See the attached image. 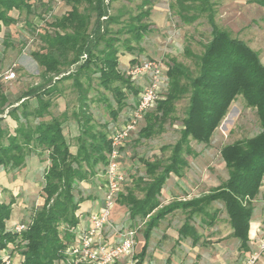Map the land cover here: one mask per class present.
Here are the masks:
<instances>
[{
  "label": "trees",
  "instance_id": "1",
  "mask_svg": "<svg viewBox=\"0 0 264 264\" xmlns=\"http://www.w3.org/2000/svg\"><path fill=\"white\" fill-rule=\"evenodd\" d=\"M65 1L70 10L47 23L45 15L53 10L50 0H0V33L3 28L17 25L13 12L19 16L26 14L24 27L40 40V49L31 52V57L42 69L44 78L43 84L28 88L20 99L36 98V108L30 110L29 102L23 101L9 109L8 115L18 124L15 135L0 129V171L21 172L27 156H38L41 161L48 162L38 193L40 202L28 211L27 219L22 220L28 224L25 232L19 235L7 227L16 201L0 202V253H17L21 259L19 264H58L61 252L74 238V229L80 222L77 212L81 204L90 199L83 183L94 182L99 172L104 173L106 169L111 150L110 137L104 129L107 126L98 128L94 123L87 102L89 90L81 78L84 77L91 86L92 77L96 75L97 86L110 92L117 105L114 108L104 98L116 120L125 108L136 106L140 93V88L126 76V71L121 70L120 54L134 55L151 31L152 0H143L138 12L130 15L117 31L110 26L120 24L121 15L109 14L105 0ZM249 3L264 8V0H249ZM83 5L85 8L81 11ZM171 9H177L183 22L191 23L186 14L191 8L185 6V0H177ZM91 13L95 15L93 23ZM208 22L212 37L202 54L196 55L190 48H185V56L196 61L195 75L184 63L168 58L164 62L165 99L158 101L146 114L144 126L137 133L139 140L160 133L165 122L176 119L177 103L187 100L180 139L166 160L141 158L145 175L133 176L126 193L118 195L117 204L126 209L129 219L145 225V244L137 256L138 264L143 262L152 231L167 216L176 211L187 212L189 216L180 228L179 236L180 239L192 238L193 243H197L200 236L190 220L194 215H203L205 223L213 225L219 210L212 213L209 208L217 203L223 205L232 236L240 241L241 250L250 251L253 202L264 181V64L247 43L221 29L213 13ZM138 62L134 57L131 64ZM73 65L76 66L74 72L54 81L62 74V67ZM68 80L80 95V106L72 112L80 127L79 135L74 138L75 154L70 150L72 143H68L64 135L68 113L44 119L52 99L64 94L62 84ZM238 97L244 99L247 107L256 110L260 131L253 137L221 148L228 178L200 197L186 201L175 199L162 205V190L171 174L181 178L188 167L186 156L194 153L192 141L209 144ZM8 107L9 101L0 91V114H5ZM31 117L35 122L31 123Z\"/></svg>",
  "mask_w": 264,
  "mask_h": 264
},
{
  "label": "rangeland",
  "instance_id": "2",
  "mask_svg": "<svg viewBox=\"0 0 264 264\" xmlns=\"http://www.w3.org/2000/svg\"><path fill=\"white\" fill-rule=\"evenodd\" d=\"M50 1L53 10L50 14L45 15L47 23H49L53 17H61L66 10H70L65 0ZM142 1L143 0H105V5L108 6L111 15H121L120 24H113L110 28L113 31H117L122 27L123 23L128 20L130 15L138 12V6ZM176 2L177 0L153 1L154 16L149 19L151 31L146 34L144 40L138 46L139 49H137L134 54L139 62L145 60H162L165 62L168 58H176L178 61L190 67L195 75L197 71L196 61L185 56V48H190L196 55L202 54L205 45L212 37V29L208 22V17L213 13L215 22L221 29L227 30L233 37L240 38L246 43H249L250 47L257 50L264 63V8L257 4L249 3V0H185V6L191 8L186 14L192 20L191 23H185L177 14V9L175 11L171 9V5L176 4ZM84 8L85 5L81 6L80 10L83 11ZM12 16L17 18V25L8 29L3 28L0 33V73L12 69L16 73V78L10 83L8 82L0 86V90L2 92L7 91L11 99L15 103L21 105L19 102L22 94L28 88L43 84L44 78L41 73L42 69L31 57V52L40 49V40L38 36L32 35L29 30L24 27L26 18L25 13L19 16L17 12H13ZM91 16V23H93L95 21V15L91 13ZM122 37L125 38L126 35ZM131 59V55H126L125 59H123L125 60L124 64L126 63L127 66H129L128 60ZM75 69V65L62 67V74L54 78V81H56L57 78L60 79L74 72ZM81 80L85 88L89 90L87 95L89 112L92 114L94 123H96L98 128L107 126L104 129L110 132L113 127L117 126V122L128 117L130 111L128 108H125L124 111L119 114L118 118L114 120L104 98L108 99L109 103H112L114 108H117V105L110 92L97 86L96 75L92 77L91 86H89L84 77H82ZM165 83H167L166 80ZM62 86L65 91V97H63V100H60L61 106L63 107L64 104L67 105L69 117H71L72 121H77L72 116V112L75 110L77 111L80 106L79 91L73 86L71 80L64 82ZM164 90H166V84ZM187 104V100H182L177 103L174 114L176 119L165 122L162 131L150 139L139 140L137 133L132 136L123 152V166L130 176H133V174L136 176L145 175V166L141 162V158L146 160H166L171 156L173 146L181 137V121L185 116ZM52 112L55 115L60 114L58 108ZM259 131L260 123L256 110L247 107L244 99L238 97L231 105L225 119L215 131L209 144H199L192 141L191 145L194 153L191 156H186L189 165L183 171V174L185 173L186 176H190L191 178L189 185H186V195H190L191 198H194V196L199 193L201 195L206 194L224 182L228 178V173L220 155L221 148L236 141L253 137ZM65 134L68 140L67 129L65 130ZM172 182L173 181H170L168 184H172L173 186L174 182ZM37 191V186L34 192L29 195L19 190L18 198L20 202L19 206H16L14 209L13 215H16L17 212L20 218L22 216V210L20 208L24 204L28 206L26 208L27 214L24 218L27 219L28 211L31 209L32 204H34V206L36 204L34 199L37 198L36 200H39ZM16 192H18V190H16ZM184 197L185 195L181 198ZM161 199L164 204V198L162 197ZM216 209L219 210L216 220L217 225L223 228L227 227L229 225L228 217L223 205L221 203L213 204L209 208V212L213 213ZM124 212L125 210L123 207H117L114 212V217H123L122 215ZM177 216L180 218H176ZM183 216V213L178 212L175 216H171V220L173 221V218L184 220ZM139 223L142 222L139 221L138 224ZM195 223L198 224V221ZM142 228H145V226Z\"/></svg>",
  "mask_w": 264,
  "mask_h": 264
},
{
  "label": "crops",
  "instance_id": "3",
  "mask_svg": "<svg viewBox=\"0 0 264 264\" xmlns=\"http://www.w3.org/2000/svg\"><path fill=\"white\" fill-rule=\"evenodd\" d=\"M153 1L154 0H152V2ZM67 7L69 6L67 5ZM153 8H154V4H153ZM153 8L150 18L154 16ZM66 12L67 10L65 11V13ZM104 19L105 18H103V20ZM247 44L249 45V43ZM251 48L253 49V47ZM254 51L257 52V50ZM126 55H131V54L124 52L123 54H120V58H119L120 68L123 71L124 70L126 71L127 68L133 65L131 64V61L135 57L134 55H131L132 59L128 60L129 66H127L126 63L124 64L125 60H123L125 59ZM258 55L260 57L259 53ZM3 73H0V75ZM56 80H58V78ZM6 83L8 82H3L0 79V86L5 85ZM135 84L140 88V92H141L144 87V83L137 82ZM3 93L7 97L10 107L6 109L5 114L3 115L0 114V118H2V121H0V129L1 130L6 129L9 132V134L15 135V130L18 124L10 115H8V111L10 108L19 106V104L15 103L11 99V96L7 91ZM63 97H65V93L62 96L55 97L52 99V106L49 108L48 113L44 116L45 120H50L52 117H60L62 114L68 111L67 105L64 104L63 107L61 106L62 104L60 100H63ZM22 101L29 102L30 110L36 108L38 104L36 98H30V99L25 98L20 100L19 103H22ZM57 108L60 111L59 115H55L52 112L55 111ZM133 108L131 109L128 108L130 111L129 114L131 113ZM30 120L31 123L35 122V119L33 117H31ZM125 120L126 119H123L122 121L117 122V126L113 127V129L110 132H108V130L106 129L109 134V137L112 133L120 129V127L122 126ZM143 124L144 121L141 123L140 128L143 126ZM66 129L69 137L68 140L65 134ZM138 131L136 133H138ZM79 133H80V127L78 122L72 121L71 117H69L64 122V135L66 137L67 142L72 143L70 150L73 154H75L77 151V148L74 144V138L77 137ZM128 142L126 143L123 152L125 151ZM123 157H124V153H122V165H123ZM47 167H48V162L41 161V159L38 156H27L25 158V167L21 172L6 173L5 171L1 170L0 171V202L14 199L16 201L15 204L13 205V211H14L16 206H19V202H20V199L18 198L19 190H22L23 192H26L25 194L29 195L30 193L34 192V189L37 186L38 187L37 193H39L43 186L42 176L45 170L47 169ZM124 172L126 174L127 181L121 193L125 194L127 190L126 188L128 186H131L133 176L135 175L133 174V176H130L125 169ZM190 179H191L190 176H186L185 173L184 174L182 173L181 178H178L176 175L171 174L170 178L167 180V187L165 185L164 189L162 190V197L165 200V203L163 204V200L161 199L162 205H167L175 199L183 200V201L192 199L190 195H186L187 190H185L187 189L186 185H189V181H191ZM170 181L174 182L173 186L172 184H168ZM104 184H105V172L104 173L99 172L98 177L96 180H94V182L90 184L83 183L84 191L86 195L90 196V199L83 202L80 206L79 211L77 212L80 219V222L77 225L78 230L85 229L89 224L88 220L90 215L92 213L99 211L100 208L102 207L103 199H104V189H103ZM16 190H18V192H16ZM183 195H185V197L181 198ZM200 196L202 195L199 193L198 195H195L194 198ZM36 199H34L36 202L35 205H37L40 202V200H36ZM253 204L255 210L251 220V229L249 234L250 251L244 252L241 250L240 241L232 236L233 231L230 225L223 228L220 225H217L215 221L213 225L209 226L205 223L204 221L205 218H203V215H194L193 218L190 220L191 224L195 226L197 233L200 236V240L197 243H193L192 238L180 239L179 230L186 222L189 214L183 211H176L172 215H169L164 220H162L158 225V227H156L152 231L151 236L147 241V245H148L147 251L143 259V262L141 264H243L245 259L254 250H256L259 241L264 240V181L260 189V193L257 196V198L254 200ZM33 206L34 204H32L31 209L33 208ZM27 207L28 206L24 204L21 206L20 209L22 210L21 213L22 216L20 218L18 217L17 212L16 215H13L14 213H12V218L7 223L8 228L11 225L18 223L25 218L27 214V210H26ZM117 207H120V205L117 204L116 208ZM124 210L125 212L122 215L123 217L115 218L113 216L114 218H112V220L116 228L120 231L129 228H136V227L139 228L137 235V245H136V259L138 264L139 258L137 256L138 254H140L145 244V239L143 237L144 228H142L145 225L144 223L138 224V222L130 220L125 208ZM178 212L183 213L184 220L176 219L179 217L177 216L175 219L173 218L172 221L171 216H175L176 213ZM197 221L198 224L195 223ZM141 230L142 232L140 233ZM106 237L110 241H115L116 239H118L117 236L115 235V232L110 227L106 228ZM120 264H127V263L126 261H124ZM257 264H264V254L261 256Z\"/></svg>",
  "mask_w": 264,
  "mask_h": 264
},
{
  "label": "built area",
  "instance_id": "4",
  "mask_svg": "<svg viewBox=\"0 0 264 264\" xmlns=\"http://www.w3.org/2000/svg\"><path fill=\"white\" fill-rule=\"evenodd\" d=\"M84 59L86 56L83 57ZM126 76L134 83L143 82L144 87L139 93L138 102L123 122L119 130L110 135L111 150L105 169L103 205L99 211L92 213L89 224L83 230L74 229V238L61 252L58 264H137L136 245L139 228L120 231L113 223L118 195L127 181L122 165V153L126 143L138 131L146 114L158 101L164 100L165 64L162 60H145L131 65ZM16 73L10 69L0 75L3 82H11ZM167 86V85H166ZM110 227L118 239L110 241L106 237V228ZM28 229L24 221L15 223L9 230L22 234ZM264 254V240H260L243 264H257ZM1 264H19L21 259L17 253L8 251L0 253Z\"/></svg>",
  "mask_w": 264,
  "mask_h": 264
}]
</instances>
